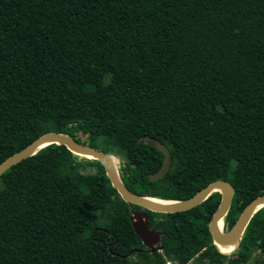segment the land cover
<instances>
[{
  "label": "trees",
  "instance_id": "trees-1",
  "mask_svg": "<svg viewBox=\"0 0 264 264\" xmlns=\"http://www.w3.org/2000/svg\"><path fill=\"white\" fill-rule=\"evenodd\" d=\"M49 131L121 155L137 195L228 181V231L264 194V0H0V162ZM151 139L171 155L155 181ZM219 201L144 209L161 233L150 253L130 220L141 207L98 160L52 143L0 175V264H264V206L223 253L208 230Z\"/></svg>",
  "mask_w": 264,
  "mask_h": 264
},
{
  "label": "water",
  "instance_id": "water-1",
  "mask_svg": "<svg viewBox=\"0 0 264 264\" xmlns=\"http://www.w3.org/2000/svg\"><path fill=\"white\" fill-rule=\"evenodd\" d=\"M140 141V139H137L136 143H139ZM148 141L147 138H143L144 143H148ZM150 141L153 142L154 146L163 155L160 167L155 172L148 175L150 181H155L163 178L168 172L171 165V155L168 148L159 140L151 139ZM52 143L64 145L67 150L74 154L98 160L101 163L111 186L116 190L120 198L128 205L133 204L141 207L139 210L131 211L130 220L135 234L140 238L142 244L149 249L150 253L162 250L161 245L156 246L160 240L161 233L156 229L149 227L148 217L143 211L144 209L160 213L184 211L197 206L205 200L210 193L218 191L220 193V201L208 223V230L213 244L218 248V245L236 246L253 213L264 206V194L256 196L243 208L233 226L228 231L223 232L222 229L218 228V223L222 221L233 197V187L228 181L220 179L213 180L187 199L165 200L172 202L169 205L155 203L150 200L151 197L137 195L131 192L123 184L110 154L95 149L83 142H78L67 134L55 131L45 132L37 136L24 148L2 160L0 162V175L10 166L30 157L40 148Z\"/></svg>",
  "mask_w": 264,
  "mask_h": 264
},
{
  "label": "bare ground",
  "instance_id": "bare-ground-1",
  "mask_svg": "<svg viewBox=\"0 0 264 264\" xmlns=\"http://www.w3.org/2000/svg\"><path fill=\"white\" fill-rule=\"evenodd\" d=\"M87 158H89V157H87ZM150 200L153 201V202H155V203H160V204H164V205H169V204L172 203L171 201H165V200H161V199L153 198V197H151ZM221 227H222V221H220L218 223V228L221 229ZM234 248H235V245H227V246L218 245V249L221 252H228V253H230Z\"/></svg>",
  "mask_w": 264,
  "mask_h": 264
},
{
  "label": "rangeland",
  "instance_id": "rangeland-1",
  "mask_svg": "<svg viewBox=\"0 0 264 264\" xmlns=\"http://www.w3.org/2000/svg\"><path fill=\"white\" fill-rule=\"evenodd\" d=\"M110 155L112 156V161H113V163H114V165H115V167H116V169H117V165H118V163H119V161H123V158L121 157V155H119L118 153H116L115 151L114 152H112V153H110ZM118 171V170H117ZM221 229H222V231L224 232V229L221 227ZM223 253H228V252H223ZM196 256H194V258H192V260L189 262V263H187V264H193L194 262H195V260H196ZM201 264H207V262L206 261H203V262H201ZM244 264H252V260H249V261H247L246 263H244Z\"/></svg>",
  "mask_w": 264,
  "mask_h": 264
},
{
  "label": "built area",
  "instance_id": "built-area-1",
  "mask_svg": "<svg viewBox=\"0 0 264 264\" xmlns=\"http://www.w3.org/2000/svg\"><path fill=\"white\" fill-rule=\"evenodd\" d=\"M165 264H178V263H177L176 261L170 259V258H167V259L165 260Z\"/></svg>",
  "mask_w": 264,
  "mask_h": 264
},
{
  "label": "flooded vegetation",
  "instance_id": "flooded-vegetation-1",
  "mask_svg": "<svg viewBox=\"0 0 264 264\" xmlns=\"http://www.w3.org/2000/svg\"><path fill=\"white\" fill-rule=\"evenodd\" d=\"M156 246H158V243L156 244ZM148 249V248H147ZM149 250V249H148Z\"/></svg>",
  "mask_w": 264,
  "mask_h": 264
}]
</instances>
